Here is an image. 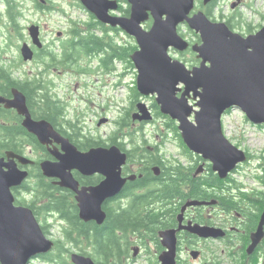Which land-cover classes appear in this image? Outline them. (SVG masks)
<instances>
[{
    "label": "water",
    "instance_id": "95a60500",
    "mask_svg": "<svg viewBox=\"0 0 264 264\" xmlns=\"http://www.w3.org/2000/svg\"><path fill=\"white\" fill-rule=\"evenodd\" d=\"M80 1L102 23L119 26L135 37L138 49L131 58L138 71L137 88L143 95H156L161 112L179 122L182 138L191 151L210 161L220 178H227L239 163L247 160L245 151L226 137L222 117L229 108L239 107L252 122L264 123V26L244 36L233 31L226 22L211 20L202 10L193 13L196 0H126L130 4L128 16L117 14L120 0ZM212 1L203 0V4ZM235 6L233 3L232 7ZM150 19L152 25L145 29L143 24ZM181 24H187L198 33L201 42L191 45L179 32ZM29 31L34 44L42 47L39 26L34 24ZM190 47L201 59L200 64L192 68L170 53L171 49L185 52ZM21 52L26 61L34 58V51L27 42ZM192 97L195 104L190 103ZM1 104L23 115V125L41 143H48L49 136L62 142L64 153H55L56 162H41L43 174L60 179L61 186L76 193L83 220L103 224L107 219L105 201L119 194L132 179L122 172L127 152L116 144L80 150L49 120L33 118L27 96L19 88H13L12 98L0 94ZM137 107L134 120L153 119L146 103L139 102ZM105 121L101 119L100 123ZM8 158H0V262L29 264L35 256L51 251L54 241L45 234L32 208L15 204L12 188L29 176L27 170L18 166L16 158L23 164L33 161L14 152H9ZM203 168L201 165L197 173ZM74 170L87 175L101 173L104 180L96 186L79 188ZM206 203L210 202L190 200L183 207V213L187 206ZM183 213L179 218L181 224ZM184 228L204 237L225 235L222 229L200 224ZM161 236L168 247L159 257L161 263L177 264L176 230L163 231ZM263 236L264 212L258 230L252 234L249 253ZM71 259L74 264H96L91 256L77 252L72 253Z\"/></svg>",
    "mask_w": 264,
    "mask_h": 264
},
{
    "label": "rangeland",
    "instance_id": "374dc122",
    "mask_svg": "<svg viewBox=\"0 0 264 264\" xmlns=\"http://www.w3.org/2000/svg\"><path fill=\"white\" fill-rule=\"evenodd\" d=\"M14 1L16 10L19 11L15 21L5 16L6 6L4 2H0V9L3 13V21H0V57L5 61V64L10 65L9 61L12 62L11 64L15 65L14 73L23 78L33 75L40 76L49 67L38 60L20 61L21 44L24 41L31 43L28 28L32 24L40 26L44 46L48 47L47 49L54 47V50L60 53L62 41L71 37L69 29L73 25L72 21L79 23L81 28L88 29V27L94 26L97 20L92 17L80 0H48L50 9L39 8L38 0ZM236 2L237 5L232 7V4ZM124 6L128 7L129 3H124ZM196 10L205 11L213 20H231L233 29L245 36L256 33L264 26V0H218L215 5L211 6H202L201 1L197 0ZM15 22L19 23L23 36L19 35L18 28L14 25ZM151 25L152 20L143 24L145 29H149ZM179 31L192 43H200L198 34L187 24L180 25ZM97 33L102 35L101 31H97ZM110 34L113 35L111 38H114L115 43L123 48L137 45L136 39L121 28L119 32H110ZM170 53L174 58L185 62L189 68L199 65L195 52L182 53L171 49ZM112 66V70L101 68L100 58L91 59L86 56L78 64L69 68L65 65L49 67L46 79L50 81V91L66 104L68 119L82 127V132L85 134L101 137L106 141L117 129V122L129 110H131V115L135 113L138 101L145 102L150 107L154 119L144 123L132 120V127H126L125 131L120 133V136L125 133V138L122 135L120 141L124 142L126 148L131 150L133 144L130 133H133L136 142L143 143L144 140H147L149 146H158L157 154H161L169 166H180L181 169L187 170L188 167H191L190 163H197L200 156L193 152L188 153L185 149L188 146L181 136L177 121L168 115L159 114L160 111L155 106L156 96L135 94L134 88L138 76L135 65H131L125 60H117L113 62ZM82 68L87 70L83 71ZM101 119L106 121L99 123ZM223 128L226 137L250 156V160L243 163L231 175L232 181L229 185L234 200H239V195L242 194V198H244V192H238L242 187H245L244 191H253V196H263L264 200V186L261 182L264 177V125L253 124L241 108L234 107L225 114ZM213 174L210 171L205 175L210 178ZM58 219L57 216H53L50 221H47L54 223V227L48 233L49 238L54 241L62 239V226L65 225ZM237 244L236 239L233 243L212 241L210 249L223 264H256L258 256V264H264V257L261 254L250 260L240 255ZM151 248L150 253L138 252L139 260L136 264L156 263L158 254L156 255L152 245ZM208 258L210 259V256ZM206 260L208 259L204 256L196 260L189 252L182 254V261L185 264H202ZM30 264L52 263L34 258Z\"/></svg>",
    "mask_w": 264,
    "mask_h": 264
},
{
    "label": "trees",
    "instance_id": "16d2710c",
    "mask_svg": "<svg viewBox=\"0 0 264 264\" xmlns=\"http://www.w3.org/2000/svg\"><path fill=\"white\" fill-rule=\"evenodd\" d=\"M218 0H214L210 5H215ZM124 2L120 4V12L124 15H130V5L124 6ZM8 16L12 20L17 19L19 11L16 10V4L14 0H6ZM37 6L41 9H50L51 6L42 1H37ZM93 18L96 17L91 14ZM3 19V17H1ZM72 27L69 29V37L66 41H62V48L60 53H57L52 49L48 51L38 52L37 60L43 65L47 66H59L65 65L67 68L78 64L82 58L88 56L93 59L95 57L100 58L101 68L108 70L113 69V62L117 60H125L133 65L131 60V54L138 48L137 45H131L128 47H122L115 43L111 33L120 31L119 27H112L106 25L98 20L95 21V25L88 27V29L81 28L79 23L72 21ZM229 26L232 28L231 20H228ZM14 25L18 28L19 35L21 34V27L19 23L15 22ZM96 30V31H95ZM97 31H101L102 35ZM200 40V37L198 35ZM0 57V88L2 93L10 94L13 88H19L25 93L28 99V103L35 115L49 120L57 127L65 126L67 130L74 133L76 136L75 143L80 147H98L118 145L122 150L126 151L130 160L134 161V154H140L143 156L144 168L142 170L147 171L145 178L131 183L130 187L135 186H150L152 189H148L144 194H140L134 198L136 205L130 211L125 210V189L117 194L112 202L107 203L105 211L107 213V220L103 224H98L95 221H84L80 218L79 210L74 206V201L71 197L73 194L64 191L59 186L48 180L43 173H40V169L37 172L39 177L34 178L33 182L27 184V190L34 192V199L32 200L31 207L37 214L51 212L56 214L59 218L58 221L65 223L62 226V239L55 240L54 249L39 258L52 264H73L71 262V253L79 251L80 253L90 255L96 264H128V257L130 253V231L137 232L138 230L150 229L156 231L159 227L157 224L163 223L161 218V209L154 210L150 208L151 202L165 201L172 202V200L186 201L187 198H202L203 195L213 196L219 193L221 201L224 204L226 210L232 211L237 208L238 202L234 201L231 196H222V192L219 189H223L227 195H230L229 187L232 181L230 176L227 179H222L214 172L212 166L211 172L214 174L212 177L207 178V181H202V178L188 176L183 174L180 166H169L159 175L160 166L163 161L166 164V159L157 154L159 147L149 146L147 140L143 143L136 142L134 134L130 133L132 149H127L124 142L120 141L121 136L125 138L126 127H132V115L129 110L118 122L117 129L112 133L110 138L104 141L101 137L97 138L90 136L82 132V127L77 126L76 123L68 119L66 104L60 99L56 98L50 91V81L46 79L47 73L40 74V76L33 75L27 77H19L14 72L13 64H5V61ZM22 60V57H20ZM48 62V63H47ZM112 66V67H110ZM86 71L87 69L82 68ZM45 75V76H44ZM136 95L140 96V92L137 86L134 88ZM155 106L159 109V114L163 113L160 110L157 102ZM162 113V114H161ZM14 113L11 111L0 109V120L6 118L8 120L14 119ZM177 128V127H176ZM8 131V137H0V153L6 149H23L22 145L16 144L11 137L20 138L27 136L25 128L16 126L6 128L2 123L0 124V133ZM186 147V146H185ZM155 148V150H154ZM188 153L191 151L186 147ZM17 151V150H16ZM1 155V154H0ZM201 158V157H200ZM164 159V160H163ZM163 160V161H162ZM163 166L165 167V165ZM172 167V168H171ZM168 169V170H167ZM155 175V176H154ZM151 181L153 183H151ZM189 185V188L184 187ZM204 186L206 189H204ZM141 188V187H140ZM209 189V190H208ZM205 191V192H204ZM213 191V192H212ZM219 191V192H218ZM249 203L253 204L254 208L258 212L264 209L263 196L252 195V197L245 196ZM257 197V198H255ZM37 203H43L40 206V211L35 207ZM141 207L139 208V204ZM249 214L253 213L248 211ZM41 220V217H39ZM42 227L45 233L48 235L50 229L54 227V223L42 220ZM264 255L263 253L261 254ZM259 256L256 261L258 264ZM1 264V263H0Z\"/></svg>",
    "mask_w": 264,
    "mask_h": 264
},
{
    "label": "flooded vegetation",
    "instance_id": "af4514ba",
    "mask_svg": "<svg viewBox=\"0 0 264 264\" xmlns=\"http://www.w3.org/2000/svg\"><path fill=\"white\" fill-rule=\"evenodd\" d=\"M40 1V0H39ZM0 2H4L5 4V16L9 18L8 11H7V3L6 0H0ZM43 3L48 4V0H42ZM49 5V4H48ZM3 15L1 9H0V21H3L1 18ZM2 19V20H1ZM12 23V21H10ZM38 25V24H37ZM11 26H13L11 24ZM24 42H30V41H24ZM32 46V43H30ZM34 52H35V58L33 61H37L38 52L48 51V47H44L42 49H38L34 46H32ZM52 49V48H51ZM22 57V56H21ZM4 61L3 59H1ZM24 62L23 58L20 60ZM11 64L12 62L9 61ZM48 63V62H47ZM48 65V64H44ZM49 67L46 68L45 74L48 73ZM2 89L0 88V94L7 97L12 98L13 97V91L11 90L10 94L2 93ZM28 102V99H27ZM29 106V103H28ZM30 108V106H29ZM0 109L11 111L13 114L14 119L8 120L6 118H2L0 120V124H4L6 128H12L16 126H21L25 128L23 125L24 116L19 114L16 109H8L5 108V104L0 105ZM31 114L34 119L39 120L42 119V117L35 115V113L30 108ZM53 124V123H52ZM54 128L65 138H68L71 142H73L80 150L87 151L90 147H80L75 143V134L70 132L65 128V126L57 127L53 124ZM27 136H23L20 138L11 137L15 141L16 144L22 145L23 149H6L5 151L1 152L0 158H6L8 160V153L14 152L15 154L24 155L31 160H33L32 163L23 164L19 162V159L16 158V161L18 163V166L24 170L29 171V176L26 180L23 181L22 184L15 186L12 188V192L15 196V204L18 206H28L32 208L30 205L32 200L34 199V192H29L27 189V184L34 181V178L39 177V173L37 172V169H40V173L42 171L41 162L50 160L56 162L58 160V157L56 154H63V146L62 142H59L55 137L49 136L47 139L49 140L48 143L43 144L40 142L38 137L29 132L27 128H25ZM8 137V131H4L0 133V137ZM17 150V151H16ZM56 153V154H55ZM134 161L129 160L124 166V176L129 178L132 177L131 180L127 181L125 184L123 190L125 189V210L131 211L134 208V205H136L134 198L140 194H144L149 188L152 189V187L148 186H135L130 187L131 183H134L137 180H140L142 178H145L148 174L146 170H142L144 168V164L141 160L143 156L140 154H134ZM143 160V159H142ZM164 160V159H163ZM162 160V161H163ZM200 162V163H199ZM165 162L163 161V164ZM159 165L160 166V172L159 175L164 171L166 167H168L167 164ZM202 164L204 166V172L202 174L197 173V169L199 168V165ZM191 167H188L187 170L181 169L183 171V174L193 177H202V181H207L208 176L205 174L210 173V167L211 164L208 161H204L203 159H199L197 163L192 164L190 163ZM198 167V168H197ZM172 168V167H171ZM168 170V169H167ZM74 177L79 182V188L83 187H91L96 186L100 184L104 180V176L101 173H94V174H83L82 172L78 170L73 171ZM155 176V175H154ZM48 180H51L52 183L59 186L61 189H63L65 192L68 191V193H72L73 197L72 200L74 201V206H76L79 210L78 201L76 199V193L70 189H67L59 184L60 179L58 178H49L46 177ZM261 180L262 185L264 186V177ZM151 183H153L151 181ZM141 187V188H140ZM184 187L189 188V185H184ZM245 187L239 188L238 192H244V198H242V195H239V200H234L238 202V207L235 209H232V211L226 210L224 207L223 202L221 201L219 196V193L214 194L213 196H209L207 192L206 195H203L202 198H193L189 197L186 201H182L179 199L172 200V202H163V201H156L150 203V208L154 210L161 209V220L163 223H158L159 226L156 231H151L150 229H144V230H138L130 231L129 233V241H130V253L128 257V264H136V262L139 260V257L135 255V250L137 252L146 251V253H150L151 251V245L154 247V250L156 252V255L158 254V258L156 259V263L153 264H162L159 260V256L164 253L168 247L164 245L163 238L161 236V232L167 231V230H176L177 235V263L178 264H185L182 261V254L184 252H189L190 255L198 260L202 256L206 257L208 260L203 261L202 264H223L221 260H219V257H215L214 253H212L210 249V243L212 241H220L221 243H233L235 239L238 241L237 247L240 252V255L243 257H246L247 259H252L253 257H256L262 253H264V237L260 241V243L255 247V249L252 251L251 254L248 252L249 246L252 244V234L255 233L260 224L261 216L263 211H256L251 210L254 208L253 204L249 203L248 199L245 197H252L251 192L244 191ZM204 189L205 186H204ZM209 190V189H208ZM217 190H220L222 192V196H231L233 197V194L231 193V187H229L230 195H227L224 190L217 188ZM213 192V191H212ZM219 192V191H218ZM70 193V194H71ZM236 195V194H235ZM257 198V197H255ZM234 199V198H233ZM190 200H199V201H206L210 203L206 204H199V205H190L187 206L184 217L182 219V224L179 220V215L182 212V208L184 205L190 201ZM36 204L35 207L40 211V206L43 205V203H37L38 198H35ZM113 198H110L105 201L103 207L105 209V206L107 203L112 202ZM215 201V202H212ZM212 202V203H211ZM34 204V203H33ZM139 208L141 207V203L139 204ZM137 206V205H136ZM248 211L253 212L251 214L248 213ZM36 215V212H34ZM56 216V214L49 212L37 214V217H41L42 220L50 221L51 217ZM235 216V218H232ZM231 218V219H229ZM92 222V221H90ZM51 224V223H50ZM200 224L202 226H209L214 227L218 229H224L226 231V236L223 237H204L200 236L196 233L191 232L190 230L184 228L185 226ZM196 253L197 256L195 257L193 253ZM139 254V253H138ZM140 256V255H139ZM210 256V259L208 258ZM262 256V255H261ZM264 257V255L262 256Z\"/></svg>",
    "mask_w": 264,
    "mask_h": 264
}]
</instances>
